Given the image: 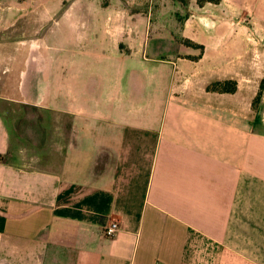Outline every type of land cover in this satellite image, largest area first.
<instances>
[{
  "label": "crops",
  "instance_id": "1",
  "mask_svg": "<svg viewBox=\"0 0 264 264\" xmlns=\"http://www.w3.org/2000/svg\"><path fill=\"white\" fill-rule=\"evenodd\" d=\"M31 1L25 102L0 100V264H264V0H176L168 26Z\"/></svg>",
  "mask_w": 264,
  "mask_h": 264
},
{
  "label": "rangeland",
  "instance_id": "2",
  "mask_svg": "<svg viewBox=\"0 0 264 264\" xmlns=\"http://www.w3.org/2000/svg\"><path fill=\"white\" fill-rule=\"evenodd\" d=\"M126 1L130 2L132 9L140 6L141 8L146 7L147 11H152L155 15L152 26L161 23L163 26L171 25L173 18L170 16V12L177 5L179 6L176 0ZM180 1L185 4L184 0ZM28 2L29 0H0V100L4 99L2 101L5 103L25 102V89L28 86L27 58L32 56L34 51L37 55L39 50L36 39L35 50L32 48V39L30 38L33 36V28L28 13H30L29 8L33 7L34 2ZM62 2L60 1V4ZM10 6L16 9H11ZM61 7L64 8V5ZM159 12L164 13V15L161 13L162 16H158ZM50 52L53 56L59 54L58 49H52ZM259 54H264V48L259 49ZM35 82L38 83L37 80ZM261 84L263 87L262 94L256 106H253L258 110L260 118L264 120V78L259 81V89ZM260 130L263 131L264 129Z\"/></svg>",
  "mask_w": 264,
  "mask_h": 264
},
{
  "label": "trees",
  "instance_id": "3",
  "mask_svg": "<svg viewBox=\"0 0 264 264\" xmlns=\"http://www.w3.org/2000/svg\"><path fill=\"white\" fill-rule=\"evenodd\" d=\"M217 2V0H197L198 3H203V2ZM187 43L192 44L190 41H188ZM195 46H199L200 45H196ZM236 81L235 80H231V79H225V80H221V81H215L210 83L206 88L207 90H211V91H219V92H234L236 90ZM262 84L260 85V89L256 95V97L253 100V105L256 106V103L258 102V100L260 99V96L262 94Z\"/></svg>",
  "mask_w": 264,
  "mask_h": 264
},
{
  "label": "built area",
  "instance_id": "4",
  "mask_svg": "<svg viewBox=\"0 0 264 264\" xmlns=\"http://www.w3.org/2000/svg\"><path fill=\"white\" fill-rule=\"evenodd\" d=\"M120 228V225L117 221H110L105 227H104V234L106 236H112L114 235Z\"/></svg>",
  "mask_w": 264,
  "mask_h": 264
}]
</instances>
